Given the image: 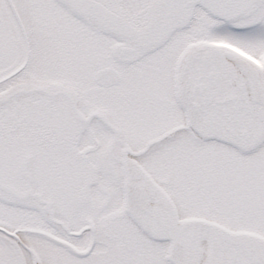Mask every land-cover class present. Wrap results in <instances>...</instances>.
Masks as SVG:
<instances>
[{
	"label": "snow or ice",
	"instance_id": "obj_1",
	"mask_svg": "<svg viewBox=\"0 0 264 264\" xmlns=\"http://www.w3.org/2000/svg\"><path fill=\"white\" fill-rule=\"evenodd\" d=\"M0 264H264V0H0Z\"/></svg>",
	"mask_w": 264,
	"mask_h": 264
}]
</instances>
